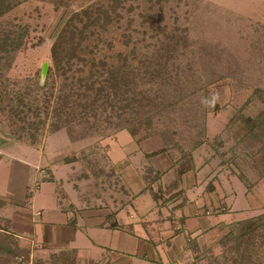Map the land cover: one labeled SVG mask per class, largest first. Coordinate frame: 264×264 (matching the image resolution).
I'll list each match as a JSON object with an SVG mask.
<instances>
[{
    "label": "rangeland",
    "instance_id": "rangeland-1",
    "mask_svg": "<svg viewBox=\"0 0 264 264\" xmlns=\"http://www.w3.org/2000/svg\"><path fill=\"white\" fill-rule=\"evenodd\" d=\"M9 2L0 13V165L31 164L20 167V191L23 172L34 168L36 182H54L74 218L88 211L112 225L120 213L147 232L142 236L164 244L184 229L177 264H264V229L236 239L244 233L239 222L264 215V0H0V6ZM99 3L115 10L102 32L111 45L96 58L120 66L126 57L139 68L130 87L146 98L135 104L154 108L145 114L152 116L149 127L136 124L133 136L103 112L98 132L76 123L52 131L53 97L45 107L47 88L34 87L51 81L50 49L63 21ZM52 79L56 94L61 78ZM24 89L27 106L20 105ZM197 186L204 188L203 205L186 212L206 223L179 226L169 217L197 200L199 190H188ZM10 249L24 248L0 231V264H26L28 253ZM55 260L80 259L62 252Z\"/></svg>",
    "mask_w": 264,
    "mask_h": 264
},
{
    "label": "crops",
    "instance_id": "crops-1",
    "mask_svg": "<svg viewBox=\"0 0 264 264\" xmlns=\"http://www.w3.org/2000/svg\"><path fill=\"white\" fill-rule=\"evenodd\" d=\"M27 153L34 152L27 151ZM25 160L12 159L10 166H7L9 160H4L5 175H3L5 167L0 165V224L4 225L0 227V231L14 237L17 245L28 253L29 258L26 264H51V261L56 259V253L62 252L73 253L80 259L79 264H177L178 261L174 260L175 256L181 253V249L185 246L184 229L164 244L160 239L157 241L147 238L146 234L142 236V233L147 232L141 230L142 233H140L137 224H131L120 213L115 214L118 223L112 225L107 224L106 218L97 220L100 214L88 211L74 218L73 213L60 203L54 182L46 180L36 182L40 173L38 174L34 168L23 172L21 183L25 185L20 191L18 173L20 167L31 168V164ZM11 177L12 180H10ZM46 185L50 187L48 195H43ZM198 187L188 189L191 193L199 190V194L196 193L197 200L176 206L172 212L174 216L169 217L179 226L189 220H198L202 226L206 223L201 216L195 218L194 215H190L191 212H186L192 205H198V207L203 205L201 201L203 202L205 198L204 188L202 187V190ZM23 193L25 199H23ZM212 193L210 192V195ZM150 202L149 209L156 204L155 200ZM162 209L163 207L160 208ZM120 221L125 224L121 225ZM192 230L188 232L190 235L195 233V230ZM161 245H165V248ZM83 257L86 260H82ZM169 259L171 262H168ZM52 264L68 263H56L55 260Z\"/></svg>",
    "mask_w": 264,
    "mask_h": 264
},
{
    "label": "trees",
    "instance_id": "trees-1",
    "mask_svg": "<svg viewBox=\"0 0 264 264\" xmlns=\"http://www.w3.org/2000/svg\"><path fill=\"white\" fill-rule=\"evenodd\" d=\"M100 5L90 4L81 10L71 12L63 21L50 49L53 64L47 69V77H50L51 81L45 82L43 85L35 82L34 87L35 90L42 92L45 91L44 87L47 88L48 96L43 97L45 107L53 97L52 131L76 123L82 126L84 131L92 129L94 132H98L102 127V122L96 117L103 112L107 113L105 118L116 119L114 125L116 130L126 129L133 136L134 131L138 129L135 127L136 124L140 126L143 123L147 125L146 128L149 127L152 116L145 114L147 111L152 110L153 112L154 108H152L151 102L150 105L149 102L144 105L135 104L136 101L139 102V99L142 98L141 100L144 101L146 98L142 95L144 92H137L130 87L134 81L132 77L135 78L137 73L142 75L139 74V68L126 64L128 61L126 57L122 59L120 66L108 64L104 56L96 58V53L104 49V45H111L110 40L103 37L102 32L107 30L112 20L113 13L111 12L115 10ZM10 6V2L5 6L1 5L0 13H4ZM157 55L160 53L157 52ZM57 75L61 78V84H59L56 94H53L52 88L55 79L52 78ZM29 86L31 87L28 85L24 88H29ZM24 91V94L20 95V105L27 106L30 99L25 100L24 95L27 96L29 93H27L28 89H24ZM137 94H141V97L139 98ZM148 105L151 109H148ZM139 106L148 107L139 109ZM239 225L241 229H244V233L238 234L236 239L242 240L244 234L250 236L263 231L264 215L239 222ZM3 240L6 242L5 238ZM7 251L10 254L13 253L14 256L27 253L21 249Z\"/></svg>",
    "mask_w": 264,
    "mask_h": 264
}]
</instances>
